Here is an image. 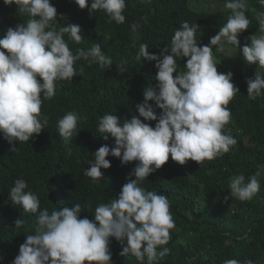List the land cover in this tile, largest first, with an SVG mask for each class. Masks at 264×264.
Here are the masks:
<instances>
[{
	"label": "clouds",
	"instance_id": "clouds-1",
	"mask_svg": "<svg viewBox=\"0 0 264 264\" xmlns=\"http://www.w3.org/2000/svg\"><path fill=\"white\" fill-rule=\"evenodd\" d=\"M5 5L15 4L19 13L29 19L26 23L8 27L0 35V136L9 144L10 152L18 151L17 142L27 143L48 126L42 115L44 100L56 95L57 82L72 81L77 76L75 63L81 59L89 66L108 69L112 58L105 54L101 44L94 43L85 50L70 49L65 34L79 44L85 38L77 24H58L57 9L50 0H3ZM80 9L87 8L91 15L102 11L109 23L123 24L126 0H74ZM264 6V0H258ZM230 10L227 22L211 37L207 45H198L199 26L183 22L159 55L148 51L149 44L140 43L137 60L155 62L156 85L143 89V101L136 104L131 118L121 119L113 113L99 118L97 131L100 138L114 140L100 146L88 161L84 175L98 181L104 178L101 169H108L109 155L119 158L121 165L137 162L128 173L118 196L108 203L99 204L94 219L80 218L82 206L77 203L53 210H40L37 194L26 189L22 178L14 181L9 197L27 213H37L35 234L27 235L19 246L12 264H111L110 238L121 245L120 255L134 256L140 264H157L169 254L163 247L171 240L170 230L175 221L170 201L164 194L146 190L142 182L161 168L168 160L185 165L189 160L198 164L211 161L228 153L236 139L225 126L231 120L227 107L239 93L232 82L233 73L217 71L213 46L223 51L225 43L240 46V34L249 28L246 0H225ZM261 35H251L250 43L240 48L243 61L248 65L264 67V12L258 13ZM146 22V20L144 21ZM132 46L139 39L140 23H133ZM186 58L185 71H178L177 58ZM82 71V69H81ZM173 73H177L173 76ZM247 96L255 100L264 90V76L254 73L246 80ZM153 103H149V102ZM156 109H160L157 115ZM142 118V119H141ZM75 111H67L57 121L61 137L70 140L80 132L78 124L86 120ZM147 121H155L152 127ZM135 179H131V177ZM261 172L246 177L243 173L230 176L228 189L231 196L249 201L260 190ZM228 200L226 196L224 198ZM22 219L15 220L17 228ZM162 248L157 252V248ZM223 264H254L251 259H227Z\"/></svg>",
	"mask_w": 264,
	"mask_h": 264
},
{
	"label": "trees",
	"instance_id": "trees-1",
	"mask_svg": "<svg viewBox=\"0 0 264 264\" xmlns=\"http://www.w3.org/2000/svg\"><path fill=\"white\" fill-rule=\"evenodd\" d=\"M50 3L57 9L58 24H77L82 29L85 38L79 44L65 34L74 53L77 48L87 50L99 43L113 64L101 70L83 59L77 61L74 65L77 76L72 81H58L54 98L43 101L41 113L48 118L47 128L30 142H17L18 151L10 152L12 145L0 136V264H12L26 236L35 234L39 215V212L26 213L11 201L9 192L15 179H24L26 191L37 194L41 211L47 209L51 214L53 210L79 203L83 209L80 218L87 216L89 220L94 219L95 208L118 196L127 182L135 161L122 166L119 158L109 155L106 159L111 167L101 169L104 178L95 182L84 175V170L100 146L114 144L112 138L108 141L100 138L99 118L106 113L121 119L138 115L135 106L143 101V89L157 83L155 62L136 59L139 44H149L148 51L157 55L166 46L170 51L174 31L187 21L199 26L198 45H207L230 15L229 9H190L187 0H126L125 22L116 24L107 22L108 16L102 11L90 15L87 8L80 9L74 0H50ZM261 12L264 6L258 2L246 6L251 23L239 36L240 46L250 43L247 37L261 35L257 19ZM28 19L15 4L5 5L0 0V35L8 27L26 23ZM133 23L141 24L135 47L130 27ZM185 62L186 58H177L178 71L186 70ZM217 68H221L220 62ZM263 68L254 71L252 67L250 78H246L239 65L234 66L232 82L239 93L227 105L231 120L225 131L230 129L237 143L228 153L200 164L189 160L185 165L177 164L169 156L160 169L142 182L146 190L167 196L176 225L170 230L171 240L163 246L169 248V254L157 264H223L227 259H251L254 264H264V90L251 100L246 84L254 73L264 76ZM67 111L87 117L78 124L80 132L70 140L61 137L57 130L58 119ZM160 111L156 109L157 115ZM146 123L154 127L156 122ZM257 170L261 172L259 193L249 201L231 196L230 176L243 173L248 177ZM226 196L228 200L224 199ZM18 218L24 221L19 228L15 226ZM109 248L111 264H140L130 254L125 257L119 254L121 245L115 238H110ZM161 250L157 248V252Z\"/></svg>",
	"mask_w": 264,
	"mask_h": 264
},
{
	"label": "rangeland",
	"instance_id": "rangeland-1",
	"mask_svg": "<svg viewBox=\"0 0 264 264\" xmlns=\"http://www.w3.org/2000/svg\"><path fill=\"white\" fill-rule=\"evenodd\" d=\"M253 2H258V0H246V6L252 5ZM225 1L220 0H187V5L190 9L196 11H213V10H228L224 7ZM260 34H256L259 36ZM244 45L236 48L229 45H224L223 51H217L216 46H213V54L216 57L217 62L221 63L222 73H227L233 69L235 65H239V70L242 75L246 78H250L251 75L250 69L255 68L254 71L261 70L258 65H248L243 61L240 48ZM217 67V65H216ZM220 69L217 68V71L221 73ZM264 69V68H263Z\"/></svg>",
	"mask_w": 264,
	"mask_h": 264
}]
</instances>
